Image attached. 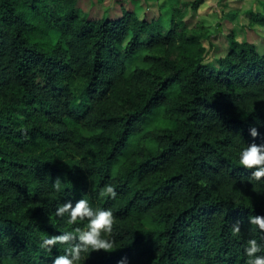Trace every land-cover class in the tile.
Wrapping results in <instances>:
<instances>
[{"label":"trees","instance_id":"1","mask_svg":"<svg viewBox=\"0 0 264 264\" xmlns=\"http://www.w3.org/2000/svg\"><path fill=\"white\" fill-rule=\"evenodd\" d=\"M202 1L149 18L0 0V264L62 254L38 242L70 229L54 207L81 196L114 215L113 248L81 264H243L264 191L245 179L234 135L264 143V52L232 38L207 62L208 26L187 21ZM57 177L71 195L52 188ZM105 183L115 199L98 194Z\"/></svg>","mask_w":264,"mask_h":264},{"label":"clouds","instance_id":"2","mask_svg":"<svg viewBox=\"0 0 264 264\" xmlns=\"http://www.w3.org/2000/svg\"><path fill=\"white\" fill-rule=\"evenodd\" d=\"M259 123V121H258ZM249 133L252 137L260 133L256 125L249 127ZM240 133L234 135L238 148V163L245 169H250L246 176L252 184L254 191H264V143L255 141L250 143H241ZM84 168L82 165H80ZM52 188L57 193H65L64 196L71 195V188H68L61 182L60 177L52 181ZM68 188L66 192L65 189ZM100 196L115 199L118 195L116 187L112 183H105L99 189ZM54 214L57 219L62 220L71 226L69 230L59 232V234H50L41 236L39 247L45 251H50L57 244H64L66 247L62 254L55 255L50 264H81L84 253H90L92 250H109L113 248V239L111 237L114 215L110 207H94L89 199L81 196L79 199H66L63 202L57 201L54 207ZM86 221V227L80 223ZM248 223L256 226L257 235L250 236L243 247V264H264V214H253L248 216ZM232 232L240 233V220L232 223ZM87 256H83V261ZM123 264V260L118 262Z\"/></svg>","mask_w":264,"mask_h":264},{"label":"rangeland","instance_id":"3","mask_svg":"<svg viewBox=\"0 0 264 264\" xmlns=\"http://www.w3.org/2000/svg\"><path fill=\"white\" fill-rule=\"evenodd\" d=\"M171 1L192 0H79V5L93 17H117L127 7L152 18L166 12ZM255 13L264 14V0H203L197 10H191L187 16L190 25L204 21L208 26L203 40L205 60L216 62L231 48L232 38L253 42L264 52V25L253 19Z\"/></svg>","mask_w":264,"mask_h":264}]
</instances>
